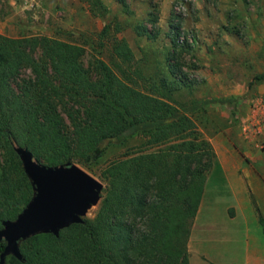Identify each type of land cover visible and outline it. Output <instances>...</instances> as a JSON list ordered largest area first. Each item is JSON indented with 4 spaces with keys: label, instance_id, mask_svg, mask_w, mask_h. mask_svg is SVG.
I'll use <instances>...</instances> for the list:
<instances>
[{
    "label": "trees",
    "instance_id": "obj_1",
    "mask_svg": "<svg viewBox=\"0 0 264 264\" xmlns=\"http://www.w3.org/2000/svg\"><path fill=\"white\" fill-rule=\"evenodd\" d=\"M92 16L108 8L81 0ZM112 25L115 26L112 28ZM174 60L178 27L170 23ZM112 30V33H110ZM136 35L154 39L144 25ZM117 22L101 31L111 38L110 63H82L85 49L50 37L0 34V229L27 206L34 191L15 146L47 166L76 163L90 170L109 146L143 139L102 171L98 211L58 236L39 233L19 243L23 260L5 264H189L187 243L215 154L192 115L211 103L177 106L174 95L190 88L180 79L153 81L134 67V54ZM169 73L178 67L169 63ZM29 70L28 77H22ZM264 79V73L255 77ZM138 80L150 89H139ZM264 235V217L254 207ZM5 243L0 242V253Z\"/></svg>",
    "mask_w": 264,
    "mask_h": 264
},
{
    "label": "rangeland",
    "instance_id": "obj_2",
    "mask_svg": "<svg viewBox=\"0 0 264 264\" xmlns=\"http://www.w3.org/2000/svg\"><path fill=\"white\" fill-rule=\"evenodd\" d=\"M101 1L108 8L103 16H92L87 3L81 0H0V34L77 43L85 49L83 65L92 69L97 60L110 63L112 40L101 31L105 25L117 22L121 32L116 36L125 38L134 54L131 69L138 66L154 82L162 77H182L191 85L175 93L177 106L232 98V104L211 103L192 115L215 154L193 239L201 250L208 234L229 232L242 243L238 253L242 259L247 234L254 233L264 243L254 209L257 207L264 217V79H255L264 73V0ZM170 23L180 33L174 60L168 56L173 51ZM137 25L146 26L155 38L137 36ZM169 63L178 67L174 77L169 73ZM21 75L26 78L30 72L23 70ZM138 83L139 89H150L148 81ZM142 143L143 139L134 138L123 146H109L90 170L72 164L104 187L103 169ZM233 189L251 217L248 229L243 219L233 223L228 219L234 216V209L227 207L233 202ZM99 203L91 206L84 218H93ZM222 207H227V217ZM192 255V264H202L200 255Z\"/></svg>",
    "mask_w": 264,
    "mask_h": 264
},
{
    "label": "water",
    "instance_id": "obj_3",
    "mask_svg": "<svg viewBox=\"0 0 264 264\" xmlns=\"http://www.w3.org/2000/svg\"><path fill=\"white\" fill-rule=\"evenodd\" d=\"M22 168L33 187V197L13 221H3L0 264L13 256L22 261L19 243L39 233L58 236L59 231L82 223L87 210L100 200L103 185L80 166L70 162L58 166L40 163L24 147L15 146Z\"/></svg>",
    "mask_w": 264,
    "mask_h": 264
},
{
    "label": "crops",
    "instance_id": "obj_4",
    "mask_svg": "<svg viewBox=\"0 0 264 264\" xmlns=\"http://www.w3.org/2000/svg\"><path fill=\"white\" fill-rule=\"evenodd\" d=\"M208 186L205 187L204 195L199 206L197 215L193 221V225L191 228L190 237L187 243V250L189 254V264L193 263V255L195 254V258L199 256L200 263L205 264H264V243L260 242L258 236L253 234H247V239H244V257L242 259L239 258V250L242 247V243L238 242L236 239V235H233L229 232H223L222 235H210L208 234V238H204L202 241V249L199 250L196 241L193 239V228L195 221L198 217V213L200 211V207L203 205L207 192ZM234 190V189H233ZM233 202L230 203V208L234 209V216L228 218L233 223L235 220L243 219L247 229L250 222V218L248 214H246L247 210L245 207H241L242 203L238 198V194L234 190ZM227 207H222V210L227 217ZM218 237V238H217ZM195 248V249H194ZM209 249V250H208ZM213 255H210V254ZM239 253V254H238ZM215 255V256H214ZM197 262V261H196Z\"/></svg>",
    "mask_w": 264,
    "mask_h": 264
}]
</instances>
